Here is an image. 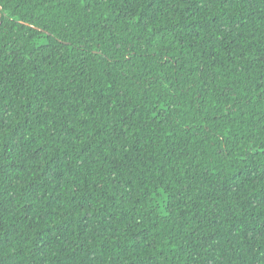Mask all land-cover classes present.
Returning <instances> with one entry per match:
<instances>
[{
  "label": "trees",
  "instance_id": "obj_1",
  "mask_svg": "<svg viewBox=\"0 0 264 264\" xmlns=\"http://www.w3.org/2000/svg\"><path fill=\"white\" fill-rule=\"evenodd\" d=\"M0 264H264V0H0Z\"/></svg>",
  "mask_w": 264,
  "mask_h": 264
}]
</instances>
